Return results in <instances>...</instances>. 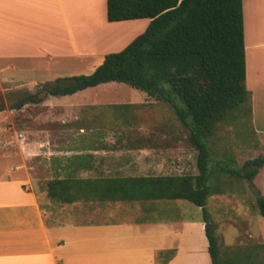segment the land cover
<instances>
[{"label": "rangeland", "instance_id": "374dc122", "mask_svg": "<svg viewBox=\"0 0 264 264\" xmlns=\"http://www.w3.org/2000/svg\"><path fill=\"white\" fill-rule=\"evenodd\" d=\"M101 19L100 12V22ZM122 33L109 36L113 39L111 46ZM81 43L80 48L84 49ZM110 45L94 50L102 52ZM79 61L83 60H61L50 71L45 68L40 70L39 65L26 64L22 65L27 67L21 72L9 73L7 68L0 72V105H5L4 112L8 117L17 120L18 132L11 137H0V160L14 157L19 163L32 168L34 183L30 190L40 197L49 224L105 225L173 219L192 222L195 227L200 221L207 227L202 209L182 200L134 203L80 201L68 205L48 197V185L55 179L199 173L198 151L191 145L189 131L179 123L171 106L129 85H104L99 90L90 89L87 94L75 98L61 96L52 99L51 103L57 106L101 103L82 108L79 118H73L71 110L62 112L51 106H47L50 108L47 112L41 106L43 103L27 104L21 110L10 109L26 92L35 93L40 84L54 82L58 78L92 74L87 65H80ZM121 105H128L129 108L118 109ZM262 105H258L256 113L252 100L248 104L250 111L246 105L240 106L230 113L226 122L217 126L215 136L208 141L214 172L210 185L223 192L208 199L210 225L215 230L220 257L241 253L245 255L241 264H250L254 250L250 245L262 241L261 238L250 237L249 231L256 230L264 237V218L257 205V197L264 196V167L253 181L236 179L222 170L237 171L247 161L264 158ZM41 113L65 116L67 121L63 125L51 120L30 124L29 116H40ZM41 125L49 130L50 136L37 137L35 131L40 130ZM52 125L64 129L63 136L57 134L54 131L57 126ZM25 130H31L30 134L24 133ZM86 165L92 167L91 173H71ZM58 169L62 172L59 173Z\"/></svg>", "mask_w": 264, "mask_h": 264}, {"label": "crops", "instance_id": "0c3cea01", "mask_svg": "<svg viewBox=\"0 0 264 264\" xmlns=\"http://www.w3.org/2000/svg\"><path fill=\"white\" fill-rule=\"evenodd\" d=\"M243 9L246 85L256 113L258 105L264 103V0H243ZM150 22V19L108 22L107 0H0V72L3 68L9 73L21 72L27 67L22 65L26 64L49 70L61 60H83L79 61L80 65H87L93 73L103 64L107 54L122 51L146 31ZM119 30L123 31L121 37L111 46L113 39L109 36L120 34ZM80 42L82 48L93 50L81 49ZM109 45V49L95 51ZM117 84H102L91 90ZM88 90L71 96L85 95ZM55 98L49 97L41 105L43 110L49 112L47 106H51L62 112L73 111V118H79L85 106L101 104L57 106L51 103ZM29 117L30 124L51 120L63 125L67 121L65 116L43 113ZM16 123L14 117L0 112V137L18 134ZM42 126L35 131L37 137L50 136L49 130ZM54 131L63 136L65 130L57 126ZM29 132L31 130L24 131ZM2 160L0 264H162L163 261L164 264H212L206 226L200 221L196 227L192 222L173 219L105 225H50L40 197L30 190L34 183L32 168L14 157ZM91 168L86 165L71 173L89 174ZM58 172L62 170L58 169ZM249 233L250 237L262 239L250 245L254 248L250 264H264V237L256 230ZM171 251L174 252L172 257H159L160 253Z\"/></svg>", "mask_w": 264, "mask_h": 264}, {"label": "trees", "instance_id": "16d2710c", "mask_svg": "<svg viewBox=\"0 0 264 264\" xmlns=\"http://www.w3.org/2000/svg\"><path fill=\"white\" fill-rule=\"evenodd\" d=\"M107 19L110 23L142 19L151 22L122 51L106 55L92 74L40 84L35 93L26 92L10 109L40 105L49 97L71 96L102 84L129 85L171 106L198 151L199 173L55 179L48 185V197L68 205L80 201H187L203 211L212 264H241L245 259L241 253L220 257L207 202L210 196L223 194L210 185L214 172L208 141L230 113L244 105L251 110V93L246 85L243 0H107ZM4 110L5 105H0V112ZM263 167L264 158H258L247 161L237 171L222 172L253 181ZM257 205L264 218V196L257 197ZM173 255L171 251L159 257Z\"/></svg>", "mask_w": 264, "mask_h": 264}]
</instances>
